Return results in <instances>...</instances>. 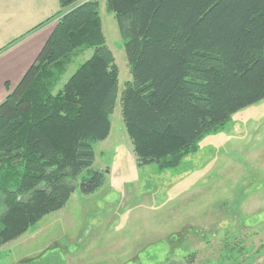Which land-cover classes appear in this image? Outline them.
Masks as SVG:
<instances>
[{
  "label": "trees",
  "instance_id": "obj_1",
  "mask_svg": "<svg viewBox=\"0 0 264 264\" xmlns=\"http://www.w3.org/2000/svg\"><path fill=\"white\" fill-rule=\"evenodd\" d=\"M107 7L132 75L120 104L138 166L178 167L205 135L264 99V0H107ZM99 8L86 1L63 14L18 85L7 84L0 247L62 209L77 187L90 194L105 181L93 167L95 146L111 133L120 69ZM89 49L59 87L68 64Z\"/></svg>",
  "mask_w": 264,
  "mask_h": 264
},
{
  "label": "rangeland",
  "instance_id": "obj_2",
  "mask_svg": "<svg viewBox=\"0 0 264 264\" xmlns=\"http://www.w3.org/2000/svg\"><path fill=\"white\" fill-rule=\"evenodd\" d=\"M98 2L120 69L111 133L95 146L105 181L90 194L77 187L62 209L1 246L0 264H186L191 255V264H264V99L205 135L178 167L138 166L120 104L132 80L124 40L107 0ZM92 54L79 53L59 87Z\"/></svg>",
  "mask_w": 264,
  "mask_h": 264
},
{
  "label": "crops",
  "instance_id": "obj_3",
  "mask_svg": "<svg viewBox=\"0 0 264 264\" xmlns=\"http://www.w3.org/2000/svg\"><path fill=\"white\" fill-rule=\"evenodd\" d=\"M86 1L61 8L60 0H0V54L3 55L0 60V103L8 96V89H14L34 63L58 19ZM25 33H28L27 38L8 47L11 40ZM6 57L8 62L2 65Z\"/></svg>",
  "mask_w": 264,
  "mask_h": 264
}]
</instances>
